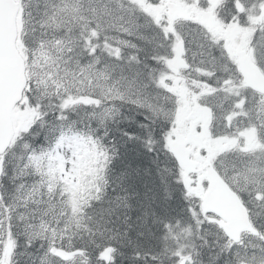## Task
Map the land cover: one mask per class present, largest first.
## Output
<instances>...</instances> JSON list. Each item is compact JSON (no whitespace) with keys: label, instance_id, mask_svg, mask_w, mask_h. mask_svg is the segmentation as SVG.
Wrapping results in <instances>:
<instances>
[{"label":"snow or ice","instance_id":"snow-or-ice-1","mask_svg":"<svg viewBox=\"0 0 264 264\" xmlns=\"http://www.w3.org/2000/svg\"><path fill=\"white\" fill-rule=\"evenodd\" d=\"M0 264H264V0H0Z\"/></svg>","mask_w":264,"mask_h":264}]
</instances>
